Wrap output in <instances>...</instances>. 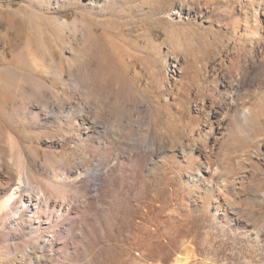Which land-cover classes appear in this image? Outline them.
<instances>
[{
    "label": "rangeland",
    "instance_id": "374dc122",
    "mask_svg": "<svg viewBox=\"0 0 264 264\" xmlns=\"http://www.w3.org/2000/svg\"><path fill=\"white\" fill-rule=\"evenodd\" d=\"M243 1L0 0V264H264V129L208 126Z\"/></svg>",
    "mask_w": 264,
    "mask_h": 264
},
{
    "label": "bare ground",
    "instance_id": "6f19581e",
    "mask_svg": "<svg viewBox=\"0 0 264 264\" xmlns=\"http://www.w3.org/2000/svg\"><path fill=\"white\" fill-rule=\"evenodd\" d=\"M238 4H240L241 10H244V16L238 18L236 17L237 19H234L235 23L233 22V33L230 34L231 36L229 37V39L232 43H234V51L231 50L229 53H226V55L221 59L222 62H219L217 64L218 67H216L215 70V78H217L216 81L219 85V89H216L215 91L217 93L223 91L226 96L223 97V99L220 98L221 101H215L214 99V101L211 100L207 104L209 118L211 120V125L208 126H210L211 129L213 127L212 121L216 116L220 114V110L222 108H227V110L229 109L237 113L239 115V120L241 119L243 121V126L245 123L248 127L250 125L253 128L257 129V126H259L258 128L264 129V86L260 85L261 82L264 81V0H245ZM250 10H252L253 12L252 16H250ZM240 27H242L243 29H240ZM224 46L225 45L221 46V49ZM224 59H227V62L229 63L233 61L241 62V73H236L234 71L235 69H232L233 67H227V64L225 65V63H223ZM172 64L176 69L180 68L181 62L179 59H176ZM174 72L176 71L173 69V73ZM257 81L260 82L258 83V85H256ZM198 155L202 156L203 158L205 157V159L206 157L208 158V153L205 149H199ZM160 207V210L157 211L158 214L152 213L155 212V209L152 211H149L147 209L145 210L146 216L150 215L151 217V215H153L152 219L154 218V220H152L149 217L152 220V222L149 221L150 225H153V227L151 228L152 234L149 237L150 240L156 239L155 237L159 238V236H172L171 234L173 232L174 226H172L171 223H176L178 221L177 213L179 211H177L176 209L174 210L173 208V211L170 210L169 213L165 214L166 216H168V219H170V225L172 227L165 225L166 220L162 221L160 219V216L164 214V209L162 208L165 207ZM181 222L178 221V223ZM176 227L177 225L174 228ZM144 240H146V238H144ZM146 242L148 243V241Z\"/></svg>",
    "mask_w": 264,
    "mask_h": 264
}]
</instances>
